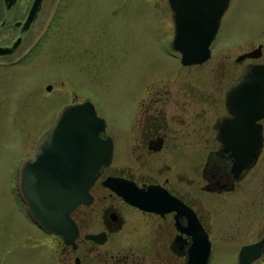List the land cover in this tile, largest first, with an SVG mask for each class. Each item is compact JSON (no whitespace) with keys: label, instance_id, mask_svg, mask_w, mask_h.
<instances>
[{"label":"flooded vegetation","instance_id":"flooded-vegetation-1","mask_svg":"<svg viewBox=\"0 0 264 264\" xmlns=\"http://www.w3.org/2000/svg\"><path fill=\"white\" fill-rule=\"evenodd\" d=\"M35 1L0 0V46L12 48L20 41L12 54L0 55L1 66L12 65L8 58L36 34L50 1L42 0L25 28ZM66 2L64 46L74 34V48L80 49L83 2ZM38 46L36 42L33 47ZM174 51L177 70L142 76L131 96L129 121L110 130L107 124L102 137L112 140V159L90 189L91 203L72 213L79 230L76 246L48 234L58 264H189L198 222L212 247L206 264L212 263L215 243L236 245L237 264H264V116L250 124L251 138L245 136L244 120L239 123L236 142L230 140V124L224 123L233 118V108L257 113L259 108L246 106L240 85L249 67L264 65V45L251 47L234 64H222L215 72L205 68L212 57L185 65ZM47 90L55 89L48 85ZM73 93L64 108L89 100L77 101L80 96ZM220 124L227 142L219 138ZM232 141L260 147L258 157L239 173L227 149Z\"/></svg>","mask_w":264,"mask_h":264},{"label":"rangeland","instance_id":"rangeland-1","mask_svg":"<svg viewBox=\"0 0 264 264\" xmlns=\"http://www.w3.org/2000/svg\"><path fill=\"white\" fill-rule=\"evenodd\" d=\"M49 1L36 34L8 58L12 65H0V264H58L51 238L29 216L16 178L23 160L71 101L69 92L80 96L77 101L89 99L109 130L116 129L129 121L140 78L180 64L172 47L169 0H82L80 49L74 48V34L64 46L66 0ZM213 43L205 64L213 72L264 45V0H231ZM235 253L236 245L215 243L211 264H237Z\"/></svg>","mask_w":264,"mask_h":264},{"label":"water","instance_id":"water-1","mask_svg":"<svg viewBox=\"0 0 264 264\" xmlns=\"http://www.w3.org/2000/svg\"><path fill=\"white\" fill-rule=\"evenodd\" d=\"M41 3L42 0L35 1L25 28L35 19ZM230 3L231 0H169L176 24L172 46L182 55L183 64H203L211 58V45ZM19 43L12 48L0 46V55L12 54ZM262 48L257 49L255 57L260 56ZM240 86V90L244 88L246 106L259 109L257 113L247 110L245 114L231 109L233 118L224 120V123L230 124V140L235 142L239 123L244 120L245 136L251 138L249 133L254 130L250 124L264 116V65L249 67ZM238 95L236 87L232 96L236 99ZM106 128L107 121L98 115L90 100L69 105L44 133L34 152L21 164L19 195L29 216L45 233L62 236L68 245L76 246L79 236L72 213L80 205L91 203L90 189L97 181L101 168L109 165L112 159V140L102 137ZM219 129V138L227 142L222 124ZM232 143L227 149L235 160L234 171L239 173L258 157L260 147ZM211 252L208 235L198 222L189 264H206Z\"/></svg>","mask_w":264,"mask_h":264}]
</instances>
